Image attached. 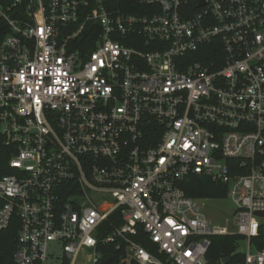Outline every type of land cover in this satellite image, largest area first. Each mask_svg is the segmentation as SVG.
<instances>
[{"label": "built area", "instance_id": "obj_1", "mask_svg": "<svg viewBox=\"0 0 264 264\" xmlns=\"http://www.w3.org/2000/svg\"><path fill=\"white\" fill-rule=\"evenodd\" d=\"M117 1L0 0V231L19 221L16 263L100 264L117 242L129 263L216 264L213 238L237 236L217 264H264V0H137L148 15ZM191 176L227 187L232 220L205 216Z\"/></svg>", "mask_w": 264, "mask_h": 264}, {"label": "trees", "instance_id": "obj_2", "mask_svg": "<svg viewBox=\"0 0 264 264\" xmlns=\"http://www.w3.org/2000/svg\"><path fill=\"white\" fill-rule=\"evenodd\" d=\"M189 2L194 8H196L197 0H183ZM115 8L123 10L127 14L135 15H148L151 14L150 7L145 5H139L137 0H118L115 3ZM94 31L95 34H92ZM97 32L99 33V25L91 22L88 24L84 35L82 36L83 43H90V48L94 47L95 41L98 37ZM91 33V34H90ZM217 53L207 48L203 51L192 57L194 61H202L209 63L212 60L213 56H216ZM9 159V157H8ZM193 178V177H192ZM183 190L191 198H202V196L214 195L217 197L219 194H214L213 184L204 178H193L190 183L185 181L182 184ZM228 189L224 193L227 194ZM1 207V201H0ZM122 219L119 212L113 214L109 221L104 225L109 231L112 230L114 226H121ZM19 227L20 223L15 218L11 226L4 231H0V264H17L15 255L18 250V236H19ZM262 240L264 241V232L262 231ZM141 243L145 248L156 255V247L144 239H141ZM238 237L237 236H225V237H214L212 240L211 251L209 252L208 257L213 258L214 263H218L219 260L225 257H231L232 254L237 250ZM118 243H109L106 245L100 246L101 252V262L100 264H137L129 263L125 248L122 247L118 249ZM240 261L239 259L231 261L230 264H235V262Z\"/></svg>", "mask_w": 264, "mask_h": 264}, {"label": "rangeland", "instance_id": "obj_3", "mask_svg": "<svg viewBox=\"0 0 264 264\" xmlns=\"http://www.w3.org/2000/svg\"><path fill=\"white\" fill-rule=\"evenodd\" d=\"M204 178L205 180L211 182L215 191L219 194L217 197L214 195L210 196H202V198L195 199L197 203L202 207V212L205 216L210 219L213 224L217 225H225V221L227 219L232 220L233 214L235 212L236 206L231 200V198L227 194L224 193L226 190V186L221 183L214 182L209 177H201V176H191L185 180L186 183H190L193 178ZM264 224V219L261 220ZM245 248V247H243ZM242 248V249H243ZM49 264H58L56 262H50Z\"/></svg>", "mask_w": 264, "mask_h": 264}, {"label": "water", "instance_id": "obj_4", "mask_svg": "<svg viewBox=\"0 0 264 264\" xmlns=\"http://www.w3.org/2000/svg\"><path fill=\"white\" fill-rule=\"evenodd\" d=\"M203 5H204V1L200 4V6H203ZM256 215L258 217L264 218V213H262V212H257ZM228 262H229V260H225V263H228Z\"/></svg>", "mask_w": 264, "mask_h": 264}]
</instances>
